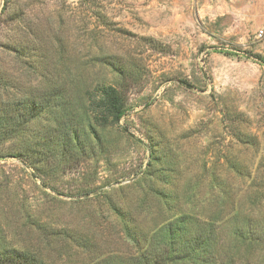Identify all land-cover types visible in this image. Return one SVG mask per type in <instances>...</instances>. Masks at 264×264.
Instances as JSON below:
<instances>
[{
	"label": "rangeland",
	"instance_id": "rangeland-1",
	"mask_svg": "<svg viewBox=\"0 0 264 264\" xmlns=\"http://www.w3.org/2000/svg\"><path fill=\"white\" fill-rule=\"evenodd\" d=\"M256 55L264 0H0V114L60 86L71 104L0 137V264H97L152 244L163 264H264ZM104 82L125 96L107 128L91 103ZM70 117L77 141L59 137ZM179 218L185 239L212 243L170 259L163 228Z\"/></svg>",
	"mask_w": 264,
	"mask_h": 264
},
{
	"label": "trees",
	"instance_id": "trees-1",
	"mask_svg": "<svg viewBox=\"0 0 264 264\" xmlns=\"http://www.w3.org/2000/svg\"><path fill=\"white\" fill-rule=\"evenodd\" d=\"M257 59L264 62V57L261 55L254 56ZM63 89L58 88L57 91H54L50 94L46 93L43 95L41 100H35V102L28 104L25 106V110L23 113L10 114L5 113L4 116L0 114V119H9V120H20L21 124H15L7 129H0V137H4L7 135L8 138H11L18 133H21L24 129V125L37 118L40 115L47 114L52 107L60 106L65 111L64 113H68L67 109L71 107V104L68 101H65ZM58 99L57 104L54 105V101ZM92 103V111L95 115V120L97 121V125L102 128H107L111 125L119 123L122 116L125 112V96L124 94L117 88L116 85L112 83H101L98 87L95 96L91 99ZM1 113V112H0ZM2 122V121H1ZM2 126V125H0ZM61 126L58 129L59 137L65 139V137L69 138L71 141H77L80 138V129L74 123V119L72 117L69 118L68 122L61 123ZM90 132H96L94 125L90 126ZM50 130V129H48ZM48 132V131H47ZM97 133V132H96ZM185 224L187 221L183 218H179L173 222L167 224L163 231L165 232V236L163 239V244L165 246V256L170 259H178L180 257L191 258L193 253H196L200 250H205L212 242L209 234H201L203 236L194 237L191 239H185L183 237L182 232L185 229ZM129 228V226H126ZM129 231V230H128ZM159 244L161 241H157ZM140 243V242H139ZM156 244H152V247L147 246L142 252H140L136 257L133 256L129 259H119V260H105L103 263L97 264H163V257L161 258V254L158 252ZM162 251V250H161ZM157 254V255H156ZM9 258V259H8ZM0 257V261L2 262ZM9 260L10 262L20 260L25 264H42L43 262L38 260L36 257H28L23 258L18 253L8 256L6 259L4 258V262ZM41 262V263H40ZM44 264V263H43Z\"/></svg>",
	"mask_w": 264,
	"mask_h": 264
}]
</instances>
